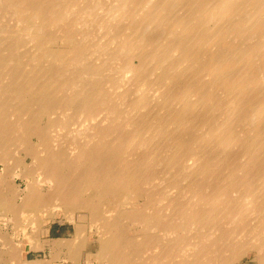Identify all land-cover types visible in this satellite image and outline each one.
<instances>
[{"label": "bare ground", "instance_id": "1", "mask_svg": "<svg viewBox=\"0 0 264 264\" xmlns=\"http://www.w3.org/2000/svg\"><path fill=\"white\" fill-rule=\"evenodd\" d=\"M0 167V264H264V0H0Z\"/></svg>", "mask_w": 264, "mask_h": 264}, {"label": "rangeland", "instance_id": "2", "mask_svg": "<svg viewBox=\"0 0 264 264\" xmlns=\"http://www.w3.org/2000/svg\"><path fill=\"white\" fill-rule=\"evenodd\" d=\"M28 163V162H27ZM1 168V167H0ZM19 181V179L16 180V184H20L21 187H24V185H22V183ZM119 202L116 203L115 200H113V204H118ZM123 205V204H122ZM120 207V206H119ZM113 210H115V208H113ZM119 210V209H116ZM57 221V222H56ZM53 223H51L50 225V237L51 238H70L74 232V228L72 225H70L67 221H62V220H56ZM95 245V246H94ZM91 248V249H90ZM96 249V244L93 243L91 245H89L88 247V251L94 253ZM92 250V251H91ZM94 251V252H93ZM43 254V255H42ZM44 257V259H43ZM26 258L28 260H34V259H39V260H48L49 259V255L47 252H43V251H37V252H33L31 251L30 253H28V255H26ZM251 258V259H250ZM245 259V261H244ZM244 259H242L239 263L237 264H254L255 261L252 259V256L249 255L247 257H244ZM249 259V260H246ZM254 261V262H253ZM243 262V263H242ZM94 263V262H93ZM53 264H70L67 262H58V263H53ZM256 264V263H255Z\"/></svg>", "mask_w": 264, "mask_h": 264}, {"label": "crops", "instance_id": "3", "mask_svg": "<svg viewBox=\"0 0 264 264\" xmlns=\"http://www.w3.org/2000/svg\"><path fill=\"white\" fill-rule=\"evenodd\" d=\"M31 252V251H30ZM29 253V252H28ZM28 253H27V255H28Z\"/></svg>", "mask_w": 264, "mask_h": 264}]
</instances>
